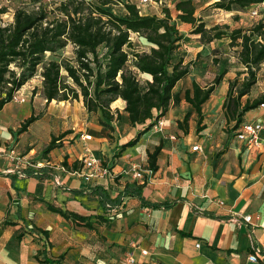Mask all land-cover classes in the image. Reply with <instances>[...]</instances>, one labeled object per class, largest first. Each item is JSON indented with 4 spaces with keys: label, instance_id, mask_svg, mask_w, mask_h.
I'll return each mask as SVG.
<instances>
[{
    "label": "crops",
    "instance_id": "0c3cea01",
    "mask_svg": "<svg viewBox=\"0 0 264 264\" xmlns=\"http://www.w3.org/2000/svg\"><path fill=\"white\" fill-rule=\"evenodd\" d=\"M138 77L142 83L150 80L147 74ZM11 101L26 103L18 96ZM31 103L23 116L34 110ZM8 105L0 115L10 111ZM124 106L121 99L112 102L114 118L108 122L88 113L81 100L44 99L46 111L60 107L62 123L53 128L47 117L42 118L44 128L33 134L38 139L47 136L46 147L52 136L68 132L46 154L38 152L32 136L23 137L36 121L19 135L9 132L17 120L0 122V264H38V250H44L53 264H264V151L245 146L234 133L228 148L214 156L206 119L197 134L193 128L187 134L174 128L185 113L194 116L184 101L169 107L162 117L163 131L147 129L150 121L130 125ZM68 108L79 112L68 116ZM245 118L263 125L264 141V108ZM100 121L110 128L100 126ZM83 134L91 140L82 141ZM73 137L78 144L68 147L67 139ZM135 138L134 145L123 148ZM194 144L201 152L191 150ZM84 145L111 176L85 182L73 173L81 168ZM158 145L156 171L143 181L125 174L131 164L147 169V153ZM19 152L25 153L30 166H16L12 157ZM126 186H141L145 202L171 206L154 209L141 204L139 197L125 192ZM99 192L109 200L105 206L99 203ZM49 206L89 217L91 228L61 217ZM244 216L251 217L250 223ZM254 245L260 252L251 262Z\"/></svg>",
    "mask_w": 264,
    "mask_h": 264
},
{
    "label": "trees",
    "instance_id": "16d2710c",
    "mask_svg": "<svg viewBox=\"0 0 264 264\" xmlns=\"http://www.w3.org/2000/svg\"><path fill=\"white\" fill-rule=\"evenodd\" d=\"M57 2L59 15L48 18V12L39 6L36 10L27 11L17 8L12 15V22L6 25L0 23V110L9 103L37 72L42 64L40 76L41 92L46 100L79 101L88 113L111 122L114 114L110 105L117 99L124 103L130 125L145 124L151 128L156 120L162 118L170 106L186 102L197 115L196 132L202 131V106L210 98L224 75L223 70L215 75L205 86L196 81L190 88L182 92H174L175 86L184 80L191 72L189 63L183 59L174 60V53L179 47L182 35L176 22L189 25L191 34L199 35L202 43L228 38V46L236 48L239 64L244 69L241 80L237 77L229 79L222 110L226 123L233 122L235 132L242 126L244 115L260 107L264 103V93L253 99L246 98L257 82V74L264 62V22L259 21L249 29L241 27L229 30L228 25H213L206 27L205 22L196 16L195 0H178L173 5L175 16L171 10L164 8L162 16L156 14L142 15L135 3H125L123 16H116L108 8L119 0H53ZM210 6L216 10L234 12L250 6L264 3V0H212ZM6 10L0 8V20ZM234 20H238L235 15ZM229 30V32H228ZM136 34L149 45L147 52H134L131 58L125 48H130V35ZM71 45L72 60H50L43 63L46 53H55ZM106 49V56H99L98 48ZM65 74L70 82L62 78ZM147 74L150 80L142 83L138 74ZM191 113L183 118L186 123ZM38 119L33 114L20 125L19 133ZM116 119H120L116 111ZM110 128L109 124L100 121ZM234 132V133H235ZM59 136H52L43 152L48 153ZM137 138L127 142L124 147L132 146ZM161 145L147 153V169L156 171L157 155ZM63 166L68 168L67 163ZM75 169V166H73ZM134 189L135 192L129 191ZM141 186H126L131 195H136L141 204L152 208H169L168 203L151 204L145 202L140 195ZM99 203L105 206L109 200L99 192ZM52 212L65 219L91 228L89 217L73 212H63L61 209L49 206ZM81 223V224H80ZM44 236L46 231L42 232ZM42 256L40 259L39 257ZM38 264H53L54 260L45 257L44 250L35 254Z\"/></svg>",
    "mask_w": 264,
    "mask_h": 264
},
{
    "label": "rangeland",
    "instance_id": "374dc122",
    "mask_svg": "<svg viewBox=\"0 0 264 264\" xmlns=\"http://www.w3.org/2000/svg\"><path fill=\"white\" fill-rule=\"evenodd\" d=\"M86 1H90L93 3L95 2L94 0ZM177 1L178 0H150L149 3L143 5L139 4L137 0H119L113 4H110L108 8L116 16H123L126 12L124 4L129 2L135 3L139 8L140 14L142 15L156 14L158 16H162L163 9L168 8L171 10V14L175 16L173 5ZM212 2V0H195V14L205 22L207 28L213 25H228L229 30L238 27L249 29L259 21L264 22V3L250 6L234 12H225L212 8L210 6ZM57 5L58 3L54 2L53 0H0V8H4L6 10L5 14L0 20V23L3 25L11 23L13 12L17 8L32 11L36 10L39 6H42L48 12V18L52 19L53 17L59 15L58 11L55 9ZM235 15L238 17V20L233 19ZM176 24L182 35V39L179 42L178 49L174 53V60H177L179 58L185 60L186 63L190 64L191 72L190 76L187 77V79L178 83L176 89H174V92H176L177 89L182 92L185 88H190L191 79L195 80L200 86L208 85L213 80L215 75L219 74L223 70L227 71L220 84L216 86L210 98L202 106V124L204 122V119H206L205 126L209 130V138L212 139L214 156H217L221 153L222 150L228 148L229 144L234 138L235 132V130L232 129L234 123H226L224 111L221 108L227 90V83L229 79H233L235 77L241 80L244 76V69L238 62L236 52L237 49L228 46L227 37H224L221 40H215L210 43L204 44L200 41L199 35L191 34V27L189 25H183L178 21L176 22ZM130 37L131 46L130 48H125L130 58L134 54V52H147L149 50V45L146 44V42L142 38L137 35H130ZM72 52V46L68 45L64 49L59 50L55 53H46L43 59V63H46L50 60H72ZM98 53L99 56L103 59L106 56V49L104 47H100L98 48ZM41 70L42 64L38 66L36 75L14 95V97L18 96L19 101H21L24 97V99H26V103L18 104L11 101L8 105L10 111L7 113H2L0 115V122L7 121L13 123L14 120H17L9 129L10 133H15L16 135L20 134V125L26 118H28L32 114L34 116H37L38 121H34L35 123H33L31 128L32 132L29 133L30 135L25 134L23 137L25 139L27 138V136H32L31 139L38 142L36 145V149H38L39 153H42L45 149L44 144L47 141V136H44L42 139H38V137L33 134V130H41L44 128L43 125H45V121L42 118L45 117H47L49 124L52 125L51 127L54 128L55 125L60 126L63 116L60 114V111H62L60 110V107H55L54 109H51L50 112L46 111V109L43 108L44 98L42 92L39 91L40 88L38 87L42 82V78L40 76ZM62 78L70 82V80L64 73L62 74ZM223 87L225 88L224 90L222 89ZM262 93H264V62L261 65L260 70L258 71L257 82L255 86L252 88L250 94L247 97H244L242 101H244L246 98L253 99ZM80 100L81 99H79V101ZM29 102H34V110L30 112L31 114L25 117L23 116V114L25 111H27V109L30 108ZM252 111L253 110L247 112L246 114H249ZM78 112L79 109L77 108H68L67 115L72 116L73 114ZM185 114L183 115L182 120L178 122L176 126H174V128L180 130L183 134L189 133V130L193 128L194 133L197 134L196 122L198 117L196 113L193 112V117L190 114L187 122L184 123L183 118ZM245 115L242 121L246 120ZM99 125L103 126L101 123H99ZM163 129L164 126L162 128V131ZM59 135L60 134H58L57 136ZM67 140L68 147H74L78 144V140H76L75 137H73V139ZM25 142L26 141L22 140V144H25ZM58 143L61 144V142ZM192 143L193 141H190V144ZM216 144H218V146H216ZM24 155L25 153L19 152L15 157L20 158Z\"/></svg>",
    "mask_w": 264,
    "mask_h": 264
},
{
    "label": "built area",
    "instance_id": "2783aa9c",
    "mask_svg": "<svg viewBox=\"0 0 264 264\" xmlns=\"http://www.w3.org/2000/svg\"><path fill=\"white\" fill-rule=\"evenodd\" d=\"M139 4L146 5L150 2V0H137ZM131 39V37L129 38ZM16 98V97H13ZM260 107L264 108V103L260 105ZM164 126L162 118L155 121L152 125L153 131H161ZM263 130V125L257 121H250L245 122L242 126L235 132V137L241 143H243L247 147H253L257 150L264 151V141L260 138V133ZM81 140L84 142L90 141L91 136L87 134H83L81 136ZM191 150L193 152H201V147L199 144H194L191 146ZM83 155L80 158L81 168L73 172L78 177H80L85 182H92L98 178L104 176H111L110 171L102 166V163L99 159H97L92 151L84 145L83 147ZM12 160L16 163V166H30V161L24 157H12ZM125 174L130 175V177L135 181H143L145 175H150L152 170L143 169L139 165L131 164L128 166L126 170H124ZM57 184L59 183L58 180L55 181ZM243 221L245 223H250L251 217L244 216ZM198 247V244H196ZM260 252L258 246L254 245L252 247V253L249 254L248 259L251 262L257 261V254ZM142 253H145L143 251ZM129 262H133V259L130 258Z\"/></svg>",
    "mask_w": 264,
    "mask_h": 264
}]
</instances>
